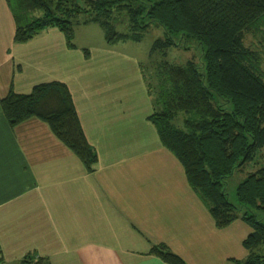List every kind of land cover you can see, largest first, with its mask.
Masks as SVG:
<instances>
[{"label": "crops", "instance_id": "0c3cea01", "mask_svg": "<svg viewBox=\"0 0 264 264\" xmlns=\"http://www.w3.org/2000/svg\"><path fill=\"white\" fill-rule=\"evenodd\" d=\"M16 26L9 1L0 0V99L10 89L64 82L96 160L88 169L38 117L11 125L0 104L2 264H20L27 254L48 264H169L152 250L160 244L187 264L245 259L251 226L240 218L215 224L149 119L142 63L108 47L69 46L55 26L17 41ZM99 54L112 71L129 58L137 90L95 86Z\"/></svg>", "mask_w": 264, "mask_h": 264}, {"label": "trees", "instance_id": "16d2710c", "mask_svg": "<svg viewBox=\"0 0 264 264\" xmlns=\"http://www.w3.org/2000/svg\"><path fill=\"white\" fill-rule=\"evenodd\" d=\"M8 1L17 22V41L55 26L73 46L74 25L88 22L102 27L108 43L139 40L141 31L156 23L164 29V35L153 42L152 50L174 45L173 38L178 35L203 44V69L193 60L182 64L163 61L157 67V91H151L141 64L153 104L149 119L162 144L182 165L189 184L207 204L215 224L223 227L240 218L251 226L243 239L250 253L236 264H264V165L256 158L264 148V78L257 52L244 42L247 33L264 24V0ZM123 8L129 18L126 31L118 30L113 23V11ZM38 9L43 15L33 18L30 11ZM80 13L86 15L85 19H79ZM0 104L11 125L38 117L88 169L95 162L96 152L85 137L64 82L39 83L28 93L10 89ZM180 112L190 114L184 119V129L175 123ZM245 164L257 167L238 184V204H234L227 197L224 183ZM152 250L169 264H187L163 244ZM26 257H34L37 264H48L34 254L22 257L20 264H26Z\"/></svg>", "mask_w": 264, "mask_h": 264}, {"label": "rangeland", "instance_id": "374dc122", "mask_svg": "<svg viewBox=\"0 0 264 264\" xmlns=\"http://www.w3.org/2000/svg\"><path fill=\"white\" fill-rule=\"evenodd\" d=\"M144 1L146 2V0ZM141 3L147 7L144 2ZM123 9L124 10L115 9L112 14L115 18L113 23L120 31H126L129 23V18L125 13L126 9ZM29 14L35 18L42 16L43 11L38 9L32 12L30 11ZM85 17L86 15L84 13L79 14L80 20L85 19ZM163 35L164 29L156 23H151L141 31V38L139 40L124 39L112 44H106L102 27L98 23L88 22L74 25L73 41L81 48L87 47L90 50L96 49V51H98L102 47H108L116 51L124 52L125 54H128V56L131 55L130 57L142 63L145 77L150 80L151 91H157V67L159 64L163 63V61H168L174 64H182L187 60H193L195 64L202 70V64L204 60L203 57L205 53V47L197 39L180 35L175 36L173 38L175 44L166 48L165 50H152L153 42L157 38L163 37ZM244 42L257 52L260 71L264 78V24L255 31L247 33L245 35ZM101 57L102 59L97 57V62L95 63V66L102 70L101 72H95L99 77L98 80L101 79V82H94L95 86L96 84H99L102 87H105V91H116L114 86L117 84H122L123 91H128V89L137 90V86L139 84H136V81L134 80V76L130 67V63H132V61L129 58L120 57L118 62H115L113 65V68L115 69L112 71L111 61L109 60L107 62L103 55H101ZM121 59H124L123 63H121ZM118 91H121V89H118ZM188 115L190 114L180 112L175 120V123L184 129V119L188 117ZM256 158L261 165H264V148L259 151ZM256 167L257 166L252 164H245L244 166L235 169V171L226 178L224 189L227 192V197L230 202L238 204L236 188L238 184L245 178L247 173L251 170H254ZM25 262L26 264H37V261L34 257H26ZM0 264H2L1 258Z\"/></svg>", "mask_w": 264, "mask_h": 264}]
</instances>
